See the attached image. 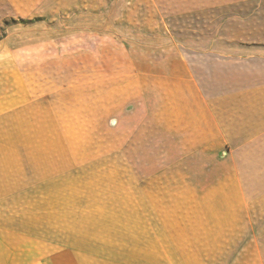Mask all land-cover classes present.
Returning <instances> with one entry per match:
<instances>
[{"label":"crops","instance_id":"0c3cea01","mask_svg":"<svg viewBox=\"0 0 264 264\" xmlns=\"http://www.w3.org/2000/svg\"><path fill=\"white\" fill-rule=\"evenodd\" d=\"M263 5L0 0V264H217V246L248 240L246 230L263 231L264 41L249 39L264 35L247 26L248 7ZM124 31L133 38L186 39L133 47L131 53L167 55L159 72L147 73L146 61L136 71L131 58L123 69L133 110L142 109L136 96H143L144 116L151 112L152 78L159 77L158 130L150 132L159 133L160 144L145 152L141 173L176 177L179 196L207 199V213L252 219L168 222L152 216L155 209L129 205L107 222L83 207L38 204L39 197H53L39 193L38 177H67V135L80 139L89 115L103 105L99 83L83 80L79 64L72 72L79 58L70 53L81 49L69 45L75 39L96 48L86 53H103L105 34L120 37ZM115 47L120 52V44ZM112 80L119 97V74ZM87 102L95 104L91 113L83 109ZM185 181L191 194L184 193ZM252 238L261 246L263 264L264 234ZM257 255L251 260L258 261ZM239 256L233 264L249 262L243 249Z\"/></svg>","mask_w":264,"mask_h":264},{"label":"rangeland","instance_id":"374dc122","mask_svg":"<svg viewBox=\"0 0 264 264\" xmlns=\"http://www.w3.org/2000/svg\"><path fill=\"white\" fill-rule=\"evenodd\" d=\"M260 8L263 9L262 14H256V9ZM248 11L250 16L247 23L248 29L256 33L261 32L264 35V5L249 6ZM216 21L211 23L214 24ZM109 25V23H104L105 33L108 34L111 33L108 32ZM124 33L125 36L120 35V37H106L107 34H105L103 53H86V50L93 51L96 48L93 45H86V47H83L85 44L78 45L79 40L75 42V39L69 45V50L81 49V54L70 53L73 58H79L78 63L73 61L72 72L76 73L78 68L75 66L79 64L78 72L83 80L87 79L86 81L92 86L99 83L98 96H102L103 105L102 108L100 107L101 110L98 109L91 116L89 115L87 129L80 135V139H77L78 134L67 135L70 140L68 143L71 145V149L67 150V177H38L39 193H53V197H39L38 204L83 207L85 211H88V216H94L98 220L102 219L107 222L114 221L118 212L129 205L135 206L137 211H143L146 207L153 211L156 210L157 213H153L152 216L161 217L163 221L168 222L196 221L203 223L209 220H222V217L224 220V216L228 221H249L252 219L255 215L207 213V199L179 196L177 189H182V186L176 181V177L144 176L141 173L145 152L152 153L153 149H158L160 144L159 133L150 132L154 129L158 130V123L155 124V122L159 121L156 117L158 114L159 77L152 78V94L148 96L151 112L144 116L143 96H136V104L142 109H138L136 112L133 110V103L130 101L135 98L127 93L126 76L122 74L123 69L127 67L128 59L131 58L136 71L139 70L138 68H142V63L146 61L149 63L147 73L159 72L160 58L163 59L167 55L131 53L133 47L135 45L153 47L177 45L185 43L186 39L173 37L133 38L126 36L128 32L124 31ZM121 34L123 33L121 32ZM249 40L262 42L264 36ZM118 43L120 52H117L115 47ZM118 74L119 97H117L118 90L114 87L112 80L114 76L118 77ZM94 106L95 104L87 102V108L83 105V109L91 113ZM191 187V182L185 181L183 183L184 193L191 194V190L186 191ZM243 232L248 233V240L234 238L228 240L232 244L216 247L217 264H224L225 259H228V264L235 263L237 258L240 259L241 249L249 259L246 264L262 262L260 255L263 251H261V246L254 242L252 234H264V230ZM256 255L259 256L258 261L251 260V257Z\"/></svg>","mask_w":264,"mask_h":264}]
</instances>
